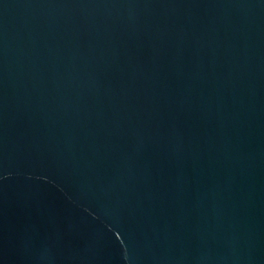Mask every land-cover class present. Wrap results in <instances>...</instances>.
<instances>
[{"label":"water","instance_id":"95a60500","mask_svg":"<svg viewBox=\"0 0 264 264\" xmlns=\"http://www.w3.org/2000/svg\"><path fill=\"white\" fill-rule=\"evenodd\" d=\"M0 264H264V0H0Z\"/></svg>","mask_w":264,"mask_h":264}]
</instances>
